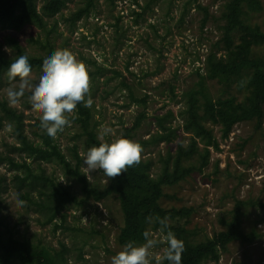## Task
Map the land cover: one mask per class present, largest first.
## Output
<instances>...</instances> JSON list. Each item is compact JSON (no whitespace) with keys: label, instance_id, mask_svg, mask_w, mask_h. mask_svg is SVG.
<instances>
[{"label":"rangeland","instance_id":"1","mask_svg":"<svg viewBox=\"0 0 264 264\" xmlns=\"http://www.w3.org/2000/svg\"><path fill=\"white\" fill-rule=\"evenodd\" d=\"M186 1L94 0L85 10L86 0H65L56 13L44 15L40 11L44 0H37L38 23H26L18 29L0 24V54L14 56L10 43L14 38L26 57L43 61L56 58L64 88L80 95L81 106L67 104L56 110L42 106L40 98L51 97L52 82L50 74L36 68L2 73L0 103L22 115L27 134L29 124L48 119L49 114L72 116L73 121L55 124L51 131L63 153L77 145L81 169L97 187H102L115 164L84 144L77 119L83 120L98 140L114 144L122 129L144 112L134 141L143 144L139 160L148 165L151 177L159 172L160 156L167 147L174 150L179 143L188 147L194 141L196 153L183 163L198 166L207 149L206 165L177 185L164 188L170 198H162L160 205L191 209L175 219L189 234L191 244L223 231L231 209L238 205L239 236L220 253L218 263L264 264V116L259 127L254 121L235 123L226 137L221 136L219 125L201 121L211 131L216 147L207 143L209 139L185 131L177 116L184 104L183 93L197 88L195 83L204 78L208 67L231 61L236 65L242 62L250 70L253 61L264 60V0H244L241 19L248 28L228 36L222 29L221 15L229 0H196L204 10L193 5L184 9ZM253 26L258 35L250 30ZM230 42L238 54L229 59L226 44ZM239 69V73L247 71ZM244 86V81L238 88L233 82L204 79L201 95H196V110L201 113L205 100L228 97L247 109ZM166 110L174 115L169 123L174 133L168 143H156L159 131L155 119ZM13 144L10 126L4 124L0 153L16 162H29L12 150ZM41 166L67 185L76 201L61 211L65 216L61 228L53 229L60 216L52 223L40 224L43 217L20 199L11 179L13 173L20 172L0 164L4 178L0 229L4 236L10 232L17 239L57 251L62 264H161L170 233L152 230L148 224L143 243L119 240L122 215L115 195L99 201L86 199L75 182L61 175L57 165Z\"/></svg>","mask_w":264,"mask_h":264},{"label":"trees","instance_id":"2","mask_svg":"<svg viewBox=\"0 0 264 264\" xmlns=\"http://www.w3.org/2000/svg\"><path fill=\"white\" fill-rule=\"evenodd\" d=\"M65 0H44L40 11L44 15L56 13ZM94 0H86V10ZM244 0H229L221 15L224 20L222 29L225 35H231L233 31H244L247 26L242 21V7ZM37 0H0V24L8 25L12 29H18L26 23H38L40 15L36 8ZM193 5L195 8L204 10L196 0H187L183 8ZM258 35L255 26L250 28ZM14 56L6 58L0 54V75L4 72H15L21 69H44L50 74L49 85L50 98H40L42 106H48L56 110L62 105L72 104L81 106V97L76 91H67L58 73L56 58L47 61L26 57L14 38L10 39ZM233 45V47H231ZM228 58L237 55L236 45L232 42L226 44ZM238 49V46H237ZM242 62L219 61L217 65L208 67L204 78H199L195 83L197 88H190L183 93L184 104L178 110L177 116L181 119V126L185 131L193 132L201 139H209L207 142L216 147V142L211 138V131L201 123L209 122L219 125L222 137H226L232 126L240 121H254L259 127L264 116V60L252 62L250 70ZM204 79H217L220 82H233L238 88L245 82L244 96L248 108L238 105L233 97L218 99L215 102L205 100L201 113L196 110V95H201ZM39 99V98H38ZM0 129L4 124L10 126L14 138L12 150L23 154L29 162L22 160L16 162L12 157L0 153V164L7 169L20 173H13L11 179L16 184L20 199L27 206H32L44 220L40 224L52 223L58 216L59 223L53 224V229L61 228L65 216L61 214L63 208L69 203L75 202L76 198L70 192L67 185H62L52 174H47L41 163H54L61 170V175L68 181L75 182L84 198L94 201L102 200L110 195H115L118 200L122 215V226L119 230V240L130 241L129 244L146 240L148 224L152 230L161 229L170 233V237L164 243V256L161 264H219L220 253L225 251L230 242L235 240L239 230V207L234 206L230 211V220L226 223L223 231L213 234L197 244L189 242V234L175 222V219L183 217L191 209L174 207L164 208L160 205L162 198H170L164 192V188L172 187L187 179L193 172L201 171L206 165L204 157L208 156V150L202 157L198 166L184 165V161L190 159L196 153L194 141L183 147L180 143L174 150L166 148L160 156L161 167L159 172L151 177L147 173L148 165L140 162L139 154L143 147L141 142L134 141L135 131L145 114L138 113L130 127H124L117 143L101 142L96 135L87 130L86 123L77 119L80 123L84 144L91 147L101 155L108 156L115 164L112 172L106 173V179L102 187L92 185L81 169L82 158L77 152V145L68 147V154L63 153L54 139L51 128L64 122L73 121L74 118L65 113L48 115V119H37L29 124L31 127L25 133V125L21 114H15L3 103H0ZM173 113L166 110L156 117L155 125L159 131L154 140L156 143H168L173 131L169 123ZM57 131V128L54 129ZM32 164H35L33 166ZM3 175H0V194L2 192ZM1 214V204H0ZM184 224V223H183ZM1 227V219H0ZM62 264L61 254L57 251H49L45 246L32 244L27 240L15 238L10 232L4 236L0 229V264Z\"/></svg>","mask_w":264,"mask_h":264}]
</instances>
